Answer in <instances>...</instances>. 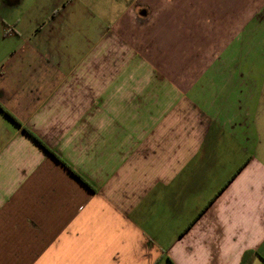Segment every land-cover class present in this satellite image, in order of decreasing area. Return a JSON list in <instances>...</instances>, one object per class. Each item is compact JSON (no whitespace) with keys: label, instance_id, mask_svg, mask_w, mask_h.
Listing matches in <instances>:
<instances>
[{"label":"crops","instance_id":"1","mask_svg":"<svg viewBox=\"0 0 264 264\" xmlns=\"http://www.w3.org/2000/svg\"><path fill=\"white\" fill-rule=\"evenodd\" d=\"M0 42V264H264V0H0Z\"/></svg>","mask_w":264,"mask_h":264},{"label":"trees","instance_id":"2","mask_svg":"<svg viewBox=\"0 0 264 264\" xmlns=\"http://www.w3.org/2000/svg\"><path fill=\"white\" fill-rule=\"evenodd\" d=\"M0 110L8 117L10 118L14 123L20 125V123L16 120L15 117L12 116L11 113H9L6 109H4L1 105H0ZM25 131L27 133H29L43 148H45L48 153L54 157L56 160L60 161L65 167H67V169L71 172V174H73L75 177H77L79 180L84 182V178L78 174L76 171H74L70 166H68V164H66L63 160L60 159L59 156H57L53 150H51L41 139H39L35 134H33L31 131H29L28 129L25 128Z\"/></svg>","mask_w":264,"mask_h":264},{"label":"rangeland","instance_id":"3","mask_svg":"<svg viewBox=\"0 0 264 264\" xmlns=\"http://www.w3.org/2000/svg\"><path fill=\"white\" fill-rule=\"evenodd\" d=\"M21 14H22V11H21V10H17L16 12H13V17H14V19L20 17ZM9 20H10V19H9ZM0 43H1V42H0ZM0 46H1V44H0Z\"/></svg>","mask_w":264,"mask_h":264}]
</instances>
